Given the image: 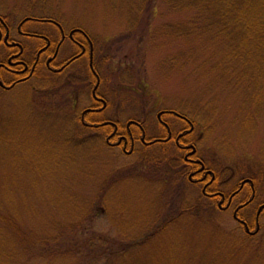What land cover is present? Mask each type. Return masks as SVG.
<instances>
[{"label":"rangeland","instance_id":"374dc122","mask_svg":"<svg viewBox=\"0 0 264 264\" xmlns=\"http://www.w3.org/2000/svg\"><path fill=\"white\" fill-rule=\"evenodd\" d=\"M133 2L0 0V12L85 31L102 63L108 118L138 116L158 135L157 115L174 110L199 122L198 149L230 169L223 177L231 186L264 170L262 56L229 65L223 39L173 34L196 12L157 0L135 20L125 5ZM89 82L32 79L0 89V264H264V215L260 234L249 237L233 208L191 209L200 190L179 182L160 145L129 156L94 131L79 132L93 105Z\"/></svg>","mask_w":264,"mask_h":264},{"label":"flooded vegetation","instance_id":"af4514ba","mask_svg":"<svg viewBox=\"0 0 264 264\" xmlns=\"http://www.w3.org/2000/svg\"><path fill=\"white\" fill-rule=\"evenodd\" d=\"M17 22L0 12V89L11 91L32 79L43 80L44 76L51 80L62 78L70 85H86L90 79L88 87L92 89L93 105L80 117L86 130L94 131V137L104 138L109 148L121 149L124 155H138L143 148L154 149L160 145L165 153L163 159H166L168 150L177 149L178 160L186 164L179 160L171 167L178 169L179 182L185 180L200 190L198 200H202L203 207L215 206L223 211L233 208L234 220L249 237L260 234L264 200L260 202L258 198L260 187H264V170L248 172L231 186L223 177L230 169L215 166L202 156L198 149L202 134L197 136L194 122L177 111L167 110L157 115L161 127L158 135L150 134L145 120L138 116L129 117L127 121L122 120V116L108 118L105 114L111 104L102 92L105 84L102 63L95 55V43L88 34L80 28L69 30L53 19L27 17ZM35 22L50 23L54 30L47 33L33 29L30 24ZM252 209L250 216L248 213Z\"/></svg>","mask_w":264,"mask_h":264},{"label":"trees","instance_id":"16d2710c","mask_svg":"<svg viewBox=\"0 0 264 264\" xmlns=\"http://www.w3.org/2000/svg\"><path fill=\"white\" fill-rule=\"evenodd\" d=\"M141 1L142 0H134L133 3H125V5L134 8V12L137 15L135 20L139 18L146 7H150L151 11L156 9L157 0H153L151 6ZM160 1L175 13L193 11L197 14V19H195L196 16H194L193 19L182 23L181 27L177 25V28L172 31L175 36L178 35L179 38L188 39L193 37V35H199L201 37L210 35L212 40L223 39L227 44L228 50H232L233 52L229 65H233L234 60L238 62L240 59L244 60V62H242L243 65L247 64L245 60L258 57V55H254L253 53L261 55L264 61V0ZM135 20H130V23L133 22V24H138ZM224 59L229 58L225 56ZM46 79H49V77L44 76L43 81ZM105 82L106 80L104 79L103 83ZM191 120L195 124L196 131L201 130L199 122L194 119ZM77 128H80L81 130H79V132L82 131V133L83 130H86L80 121L77 124ZM178 131H180V129ZM176 152L178 153L177 149L174 153L170 154L168 150L166 159L161 158V160L169 164L176 163L180 160H178L179 156H177ZM180 161L186 164L182 159ZM203 205L202 200L199 199L198 204L190 207L191 209L199 210L200 208H216L215 206L203 207Z\"/></svg>","mask_w":264,"mask_h":264},{"label":"water","instance_id":"95a60500","mask_svg":"<svg viewBox=\"0 0 264 264\" xmlns=\"http://www.w3.org/2000/svg\"><path fill=\"white\" fill-rule=\"evenodd\" d=\"M98 87V86H97Z\"/></svg>","mask_w":264,"mask_h":264}]
</instances>
